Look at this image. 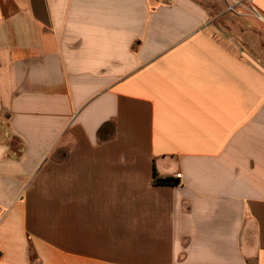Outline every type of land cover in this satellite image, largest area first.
Wrapping results in <instances>:
<instances>
[{"label": "crops", "instance_id": "1", "mask_svg": "<svg viewBox=\"0 0 264 264\" xmlns=\"http://www.w3.org/2000/svg\"><path fill=\"white\" fill-rule=\"evenodd\" d=\"M214 19L0 0V264H264V67Z\"/></svg>", "mask_w": 264, "mask_h": 264}, {"label": "rangeland", "instance_id": "2", "mask_svg": "<svg viewBox=\"0 0 264 264\" xmlns=\"http://www.w3.org/2000/svg\"><path fill=\"white\" fill-rule=\"evenodd\" d=\"M215 18L213 30L221 40H234L242 49H250L264 67V19L252 10L247 15H240L227 0H200ZM0 137L4 133L0 131Z\"/></svg>", "mask_w": 264, "mask_h": 264}, {"label": "trees", "instance_id": "3", "mask_svg": "<svg viewBox=\"0 0 264 264\" xmlns=\"http://www.w3.org/2000/svg\"><path fill=\"white\" fill-rule=\"evenodd\" d=\"M153 182L158 186H177L180 184V179L175 177H160L154 167Z\"/></svg>", "mask_w": 264, "mask_h": 264}, {"label": "built area", "instance_id": "4", "mask_svg": "<svg viewBox=\"0 0 264 264\" xmlns=\"http://www.w3.org/2000/svg\"><path fill=\"white\" fill-rule=\"evenodd\" d=\"M0 258H1V253H0Z\"/></svg>", "mask_w": 264, "mask_h": 264}]
</instances>
